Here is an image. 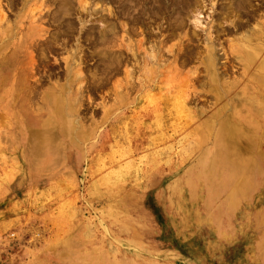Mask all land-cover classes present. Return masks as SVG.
Masks as SVG:
<instances>
[{"label":"bare ground","instance_id":"obj_1","mask_svg":"<svg viewBox=\"0 0 264 264\" xmlns=\"http://www.w3.org/2000/svg\"><path fill=\"white\" fill-rule=\"evenodd\" d=\"M88 1L0 0V149L9 148L17 153L16 159L39 169L74 167L81 159L75 157L76 149L88 151L120 112L148 102L151 105H145L137 120L134 117L129 123L124 138L128 148L120 153V158H129L133 164L143 163V168L131 176L122 173V177L144 184L160 178L168 214L170 209L173 215L193 210L219 237L234 235L238 226L246 227L248 223L239 219L247 214L254 217L255 225H263L264 213L259 215L257 202L264 196V20L250 24L256 15L264 17L260 6L250 0H226L228 4L218 6L215 24L205 31L202 13L207 0H99L101 5L98 8L96 3L94 10L101 11V25H90L84 35L87 23L81 15L89 10ZM208 1L214 8V0ZM48 2L55 9L43 13ZM4 6H19L13 20L6 16ZM73 14L81 21L75 47L61 38L72 32ZM45 15L52 30L38 22L43 23ZM162 18L168 25L157 24L155 35L166 31L167 35L152 39V24ZM202 27L205 33L200 36ZM229 33L238 36L220 40L221 34ZM170 38L177 41L168 48L165 43ZM84 39L94 49L92 58L97 56L100 62L89 78L83 74L88 62ZM154 41L159 44L155 46ZM55 44L68 53L63 58L66 73L64 81L49 75L45 84L40 65ZM165 47L169 55L174 52L175 63L166 65L170 58L164 57ZM194 59L201 69L196 67L177 86L180 68ZM116 73H122V78L113 82V103H102L100 124L86 125L79 112L83 89L97 90ZM172 82L175 88L170 87ZM198 85L208 90L215 105L221 104L205 119L187 106L188 99L199 95ZM173 92L178 101L171 99ZM186 131L187 140L171 138L176 142L169 144V136ZM150 134L154 136L141 144ZM91 139L95 145L88 147ZM151 147L158 151L145 152ZM140 150L144 153L134 157ZM136 196L110 209L103 235L84 234L88 243L96 241V234L101 251L88 250L68 264H166L158 257L148 262L162 244L160 228L143 204L142 194ZM253 243L252 260L264 264V233ZM74 247L67 252L75 253L78 247Z\"/></svg>","mask_w":264,"mask_h":264},{"label":"rangeland","instance_id":"obj_2","mask_svg":"<svg viewBox=\"0 0 264 264\" xmlns=\"http://www.w3.org/2000/svg\"><path fill=\"white\" fill-rule=\"evenodd\" d=\"M88 2L89 10H84L81 15V18H84L87 23L86 29L84 28L82 33L84 35L90 25L97 28L101 25L98 21L101 11L96 13L94 10L95 4L98 3L96 7L99 8L101 3L99 0H89ZM227 2L229 3L226 0H214L213 8L212 3L207 0V7L202 13L203 26L207 27L205 31H208V25L215 24L213 19L217 18L220 10L219 4ZM250 2L254 6H260V13L264 14V0H250ZM4 7L6 16L11 20L20 10L19 6ZM37 8L34 10L35 12L39 10ZM54 9L55 4L48 2L43 13ZM27 12L29 13V10ZM70 19L73 23V30L69 36L61 35V38L69 39L75 47L81 21L78 14L71 15ZM261 20H264V17L256 15L251 18L250 24L256 26V22ZM42 21L43 23H40V20L38 22L44 29H53V26L48 23L46 15L43 16ZM188 21L190 22V20ZM157 24L165 27L168 24L165 18L153 22L154 35L152 39L158 40L164 38L167 31L165 35H155L159 33V30L155 29ZM198 30L201 31L200 36L205 33L203 27L202 30L201 28ZM236 36L238 35L235 33L221 34L220 40L232 39ZM176 41L177 39L170 38L165 45L169 48ZM82 42L88 55V64H84L83 70L84 76L87 77L96 71L100 62L97 56L92 58L96 54L93 53L94 49L91 44L85 39ZM158 42L152 43L156 46L159 44ZM167 44L170 45L167 46ZM199 45L202 46V43ZM145 46L147 45L145 44ZM166 47L163 50L164 53H167L164 57L170 58L166 65L173 64L175 63L174 52L173 54L170 52L169 55V49ZM61 48L59 44H55L54 51L48 53V57L40 65L39 73L45 84L49 80V75L53 79L57 75L61 81H64L66 72L63 58L68 53ZM176 64L179 68V63ZM196 67L201 69L202 65L194 59L180 68L181 74L177 76L175 82L177 86L181 81H185L186 75L191 74ZM233 69L237 70L236 67ZM98 74L100 75V73ZM235 75L237 76L238 73L236 72ZM120 78H122V73H116L102 86L103 88L91 91H88L87 88L83 89L84 96L81 98L79 112L86 125L93 127L95 121L100 124L103 115L102 103L108 105L113 103L114 95H112L111 88L113 82ZM85 84L86 82L82 85ZM172 84L173 82L170 87L175 88ZM197 88L199 95L195 97L196 101L188 99L187 106L200 112V118L205 119L221 104L215 105L206 88H201L199 85ZM109 93H111L110 96ZM135 94L136 92H133L134 96ZM171 97L173 101L180 99L175 92ZM147 103L145 102L146 107L151 105V103ZM145 105L133 104L120 112L112 121L113 124L109 123L103 128L102 138H99L96 145L93 139L87 142L88 147L95 145L88 151L86 147H82V152L81 149H76L75 157L77 159L81 157V159L79 164L74 167L63 165L39 169L36 166H27L23 159L22 161L19 158L16 159L17 153H12L9 148L6 149L4 146L0 149V264H68L71 259L88 253V250L101 251V242L96 234H104V226L107 225L110 209L119 204H127L128 200H132L139 194H142L143 204L149 207L159 224V241L162 243L160 249L156 251L157 253H153V256L149 255L151 259L148 262L153 263L158 257L161 261L165 260L166 264H256L252 260L256 250H254L253 241L263 237L264 224L255 225L254 217L250 214L239 219V222L248 223L246 227L238 226L234 235L219 237L208 228V222L199 218V214L193 210H181L173 215L170 209L171 213L168 214L164 193L161 191L163 181L160 178L150 184H144L133 183L122 177V173L131 176L143 168V163L133 164L129 158H120V153L122 154L128 148L124 141L125 135L129 132L128 125L131 124V120H137L135 116L138 112L141 113ZM164 106L169 108L172 105L164 104ZM188 132L186 131L182 135H168L169 144L175 140H187ZM153 136L154 134H150L147 139L142 138L140 143H147V140ZM178 148L180 149V146ZM154 150L158 151L156 147H151L145 152ZM83 151H87L85 155ZM142 152V150L135 152L134 157L141 156ZM257 203L260 207L259 215L263 217L264 196L258 199ZM242 218L243 220H241ZM87 231L96 233L94 234L96 241L88 243L83 240ZM74 244L78 249H75L73 254L68 253L67 249L74 247Z\"/></svg>","mask_w":264,"mask_h":264}]
</instances>
